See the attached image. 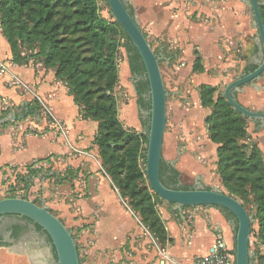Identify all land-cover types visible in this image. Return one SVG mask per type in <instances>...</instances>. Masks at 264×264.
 Here are the masks:
<instances>
[{"label": "crops", "instance_id": "crops-1", "mask_svg": "<svg viewBox=\"0 0 264 264\" xmlns=\"http://www.w3.org/2000/svg\"><path fill=\"white\" fill-rule=\"evenodd\" d=\"M149 4L147 1L145 15L141 18L148 29L152 28L154 22ZM193 7L194 10L198 9L199 14H208V35L198 36L202 41L208 39V57L212 56L208 59V73L214 75L219 71L213 68L223 66L224 69H231L239 62L243 63V59H233V56L243 47L245 36L251 38L253 50L258 51L252 15L250 11L246 12V4L242 0H209L208 6ZM179 46L186 52L193 50V46L189 49L185 43ZM159 49L162 51V48ZM196 49L204 55L202 45ZM223 53H227L228 57L222 63L219 57ZM161 58L168 61L166 55H161ZM189 60L192 62V56H189ZM0 65L4 66L0 74V113L21 116L20 119L0 124V188L17 186L19 181L16 177L25 174L27 167L40 169L32 181L40 176L43 167L46 170L43 174H47V177L43 175L45 181H48V177L55 176L57 179L67 173L68 177L57 180L56 186L62 187L71 181L76 198L71 202L64 199L63 205L66 202L68 206L76 204L78 213L84 218L81 221L91 225V235H84L92 239L90 252L97 257L99 264H104V261L118 264L124 257L128 261L126 264H139L138 254H144L147 242H138L142 232L139 224L142 222L121 203L101 165L94 143L97 122L80 118L78 106L67 88L54 78L52 71H46L40 64L22 65L12 61L1 28ZM29 107H37V110L31 113ZM45 107L60 123V128L48 116ZM54 202H51L52 205L64 208L58 199ZM172 209L180 211L176 207ZM190 210L192 214L188 218L184 215L173 218L169 211L160 215L167 239L171 240H166L163 246L158 243L157 252L162 259L153 264H191L196 257L207 255L217 237H221L228 247L234 248L233 219H227L214 206ZM11 224L18 228L17 232L14 233L13 226H6L5 231H0V264H53L51 253H54V249L43 229L27 218L13 220ZM69 224H72L70 220ZM86 229L82 231L86 232ZM142 262L145 264V261Z\"/></svg>", "mask_w": 264, "mask_h": 264}, {"label": "trees", "instance_id": "trees-1", "mask_svg": "<svg viewBox=\"0 0 264 264\" xmlns=\"http://www.w3.org/2000/svg\"><path fill=\"white\" fill-rule=\"evenodd\" d=\"M259 2L264 22V0ZM126 7L134 15L131 6L126 4ZM110 15L113 18L110 22L100 18L97 0H0V28L8 42L12 61L19 63L16 51L17 40L20 38L38 47L37 57H40L45 66L54 67L55 77L67 84V92L73 95L80 118L97 122L94 143L104 171L115 182L121 197L128 198L129 206L138 213L149 233L163 246L166 240L171 239H167L163 221L154 206L153 198H160L138 183L142 176L137 167L138 157L141 156L145 162L146 154V146L140 148V139H144L147 144L149 129V83L138 51L111 11ZM143 34L145 36L144 32ZM121 46L127 53L138 96L140 121L145 128L139 135L125 131L117 118L113 89L118 83L116 54ZM197 61V58L193 60V70ZM255 67L256 65H249L245 72ZM215 91L216 88L210 84L199 85L200 103L210 109L205 117L208 138L217 144L216 172L227 194L239 200L246 210V203L255 204L257 230L253 237L255 247L260 246L262 252L258 248L254 249L251 260L252 263L255 260L264 262V157L256 146L248 149L238 143L237 139L243 132L242 119L246 117L234 110L221 93L214 100ZM234 96L236 98L235 94ZM29 110L32 113L37 107H29ZM143 112H147L145 117ZM5 114L1 112L0 118ZM38 171L40 169L27 167L26 173L16 179L25 189H29L33 185L32 177ZM143 173L145 174V167ZM159 175L166 186L190 188L179 183L180 171L164 161L163 157ZM67 177L68 174L65 173L64 176H58L57 180ZM8 188L11 193L6 197H27L26 193L20 196L14 193L13 185H8ZM33 201L38 203L37 200ZM212 206L219 208L227 219L236 222L230 210L218 205ZM37 227L42 229L39 225ZM235 231L236 228L234 238ZM76 248L79 255L77 244ZM79 261L81 264L80 257Z\"/></svg>", "mask_w": 264, "mask_h": 264}, {"label": "rangeland", "instance_id": "rangeland-1", "mask_svg": "<svg viewBox=\"0 0 264 264\" xmlns=\"http://www.w3.org/2000/svg\"><path fill=\"white\" fill-rule=\"evenodd\" d=\"M147 1L150 2L149 5L152 8L151 18L154 21L152 28L149 29L141 21L142 16L145 15ZM125 2L133 9L134 17L142 32L145 33L146 39L154 52L159 54L160 57L161 55L168 57V61L162 58L159 61L167 92L166 125L162 147L163 160L171 163L180 171L179 179L181 185L191 187L198 183L206 188L217 186L227 193L216 172L217 144L208 139V126L205 122V117L210 109L203 107L200 103L199 85L207 83L214 86L216 88L213 96L214 100H216L219 93L223 96L225 86L236 76L241 75L251 62V60L248 61V59H251V55L254 54L252 53L254 47L252 46L251 38L245 36L243 47L233 56V59H243V63L239 62L231 69H224L223 66H220V68L212 67L215 71L219 72L211 75L208 73V59L212 58V56L208 57V39L202 41L198 37L205 33L208 35V14L207 12L199 14L198 9L194 10L195 8L193 7L194 5L208 6L209 0H125ZM97 5L100 18L106 22L112 21L113 18H111L107 2L105 0H97ZM248 11L251 12L250 8L246 5V12ZM179 33L183 34L179 35ZM180 43H185L189 49L193 46V50H188L189 53H187L186 49L180 48ZM201 45L204 47V55L196 49L197 46ZM159 48H162V51ZM37 52L38 47L35 44H31L30 41L23 40L22 38L17 40L16 53L19 61L18 64L33 66L40 64L46 71H52L54 78L67 88V84L64 81L55 77V68L45 66L40 57H37ZM189 56H192L193 60L195 58L198 59L195 70L192 69L193 60L191 62ZM227 57L228 54L225 53L224 55L223 53L219 59L223 63L226 62ZM116 65L118 83L114 87L113 93L117 104V118L125 131L139 135L145 131V128L140 121V111L137 103L138 96L134 89V77L131 75L127 53L123 46L118 48ZM228 72H230L229 75H227ZM69 95L72 96L73 100V95L71 93ZM235 95L237 100L244 106L252 110H264V71L261 77L255 80L252 85L249 83L244 84L240 91L235 92ZM242 125L243 132L237 139L238 143L245 145L248 149L251 146H256L264 157V125L257 124L255 121L247 118L242 119ZM140 140V148L143 149L147 144L144 139ZM137 167L142 172L138 183L148 190L150 189L149 191L152 193V189L148 186L147 181H145L146 178L143 173L145 162L141 156L138 157ZM44 169L45 167L41 170L40 176L33 181V187L25 189L22 183H18L17 186H13L12 191L19 196L26 193L27 198L37 200L38 204L50 203L49 209L51 212L71 229L73 236L76 238L81 264H99L97 257L90 252L93 244L92 239L84 235H91L93 231L90 227L91 225L81 221L84 218L78 213L79 209L76 204L68 206L69 204L66 202L63 205L64 199L71 202L76 198V192L73 191V185L70 184L71 181L69 184L66 183L62 187H57L55 176L48 177V181L43 179V175H45L43 173H46ZM46 175L44 177H47ZM112 185L116 189L121 203L126 208H129L134 216L140 220L138 213L129 206L128 198L125 196L121 197L115 186V182H112ZM9 193L11 191L7 187L0 188V198L6 197ZM56 199L63 205V209L52 205L51 202H54ZM153 202L161 220L160 215L165 211H169L173 218H179L180 215L188 218L192 214L190 209L194 210L195 207H205L203 205L187 206L182 207L178 212L173 211V204L163 199L153 198ZM246 208L249 213H255V204L252 202L246 203ZM68 217L72 224H69ZM139 225L142 232L138 242L147 241L144 245V254H138L139 264H143L142 261H145V264L158 263V260L162 259V255L157 252L159 244L147 232L145 227L143 228L141 223ZM83 229H86V232H83ZM256 230L257 221L253 224L250 247L252 250L258 248L262 252L260 246L255 247L253 235ZM126 261L124 257L118 264H122L123 262L126 264ZM100 262H103V260ZM104 264L116 263L104 261ZM253 264H264V262L255 260Z\"/></svg>", "mask_w": 264, "mask_h": 264}, {"label": "water", "instance_id": "water-1", "mask_svg": "<svg viewBox=\"0 0 264 264\" xmlns=\"http://www.w3.org/2000/svg\"><path fill=\"white\" fill-rule=\"evenodd\" d=\"M251 10L252 25L256 29L254 39L258 46L256 67L246 73L236 76L223 91V96L229 105L243 117L264 125V110H252L241 104L234 96L244 84H253L264 71V22L259 9V0H242ZM111 13L118 21L131 43L138 51L145 67L149 83L150 119L147 133L145 154V176L152 191L160 199L171 202L174 207L182 206H212L218 205L230 210L235 218L234 264H253L251 258L254 251L250 247L251 227L256 222L253 213L247 212L244 206L234 196L229 195L217 186L204 187L196 184L192 188H173L166 186L160 180L159 166L162 157L163 137L166 125V96L159 61L160 55L155 53L138 25L134 15H131L123 0H106ZM14 113H7L0 118V124L20 119ZM3 215H19L39 225L50 238L55 254L51 253L53 264H80L76 248V238L49 207L38 204L27 197L0 198V217Z\"/></svg>", "mask_w": 264, "mask_h": 264}, {"label": "built area", "instance_id": "built-area-1", "mask_svg": "<svg viewBox=\"0 0 264 264\" xmlns=\"http://www.w3.org/2000/svg\"><path fill=\"white\" fill-rule=\"evenodd\" d=\"M4 66L0 65V74ZM48 116L60 128L61 125L55 119L47 107L44 108ZM235 254L232 247H228L221 237H217L212 243L209 252L205 256L196 257L191 264H234Z\"/></svg>", "mask_w": 264, "mask_h": 264}, {"label": "flooded vegetation", "instance_id": "flooded-vegetation-1", "mask_svg": "<svg viewBox=\"0 0 264 264\" xmlns=\"http://www.w3.org/2000/svg\"><path fill=\"white\" fill-rule=\"evenodd\" d=\"M252 53H254V54H252L251 56L252 57H250L251 59H248V61L249 60H251V62L248 64V66L250 65H255V61H256V58H258L259 57V55H258V52H257V50L255 49V50H253V52ZM253 70V69H252ZM252 70H250V71H252ZM246 70H244L241 74H246V73H248V72H250V71H248V72H245ZM143 115H144V117L147 115V112H143ZM171 164V163H170ZM172 165V164H171ZM180 183V182H179ZM195 185H193V186H191L190 188H192V187H194ZM19 219H25L23 216H19V215H3V216H1L0 217V231H5L7 228H6V226H13V228H12V230L14 231L15 230V232H17L18 231V228H16L15 226H14V224H11V221H13V220H19ZM6 222H10V224H8V223H6ZM6 228V229H5Z\"/></svg>", "mask_w": 264, "mask_h": 264}]
</instances>
